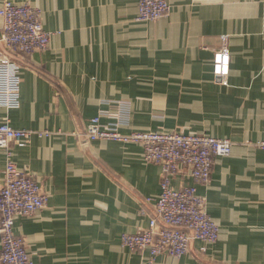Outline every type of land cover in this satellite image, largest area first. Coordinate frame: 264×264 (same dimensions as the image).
I'll use <instances>...</instances> for the list:
<instances>
[{"label": "crops", "instance_id": "1", "mask_svg": "<svg viewBox=\"0 0 264 264\" xmlns=\"http://www.w3.org/2000/svg\"><path fill=\"white\" fill-rule=\"evenodd\" d=\"M10 1L40 10L52 34L48 50L17 60L20 108L0 107V124L55 133L0 148V186L10 152L49 195L45 209L15 219L34 263L264 264V1L168 0L169 14L149 22H137L139 0ZM223 36L231 52L227 85L213 74ZM96 117L123 135L232 141L231 154L215 159L210 183L198 187L220 226L217 244L194 241L187 256L153 263L149 252L122 246L123 234L149 227L153 205L145 201L160 196L163 169L146 161L140 145H81L76 133ZM172 185L180 190L194 180L183 169Z\"/></svg>", "mask_w": 264, "mask_h": 264}, {"label": "built area", "instance_id": "2", "mask_svg": "<svg viewBox=\"0 0 264 264\" xmlns=\"http://www.w3.org/2000/svg\"><path fill=\"white\" fill-rule=\"evenodd\" d=\"M170 9L168 0H139L137 22L158 21L166 17ZM41 16L40 10L27 3L15 4L6 0L0 8V107L7 110L21 106V66L17 59L20 55H31L50 47L52 34L44 29ZM221 39L222 46L214 51L213 74L227 85L231 67L229 36ZM126 117L125 114L124 119ZM53 135L55 133L49 131L16 130L5 121L0 124V148L8 149L11 143L24 148L35 137ZM76 136L83 146L96 141L140 145L146 161L163 169L160 196L145 201L153 205L149 227L135 234H123L121 244L124 248L132 252H149V260L153 263L164 254L177 259L187 256L194 241L208 245L218 243L220 226L207 213L206 199L199 194L198 187L210 183L215 159L231 154L232 141L181 133L133 132L123 135L103 129L99 117L92 119L87 129ZM258 146L264 150V141ZM11 156L9 152L0 186V264H35L25 240L15 234V219L31 217L45 209L49 195L32 173L17 167ZM183 169L190 172L194 185L176 190L172 181Z\"/></svg>", "mask_w": 264, "mask_h": 264}, {"label": "water", "instance_id": "3", "mask_svg": "<svg viewBox=\"0 0 264 264\" xmlns=\"http://www.w3.org/2000/svg\"><path fill=\"white\" fill-rule=\"evenodd\" d=\"M18 60V59H17Z\"/></svg>", "mask_w": 264, "mask_h": 264}]
</instances>
